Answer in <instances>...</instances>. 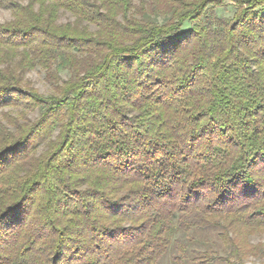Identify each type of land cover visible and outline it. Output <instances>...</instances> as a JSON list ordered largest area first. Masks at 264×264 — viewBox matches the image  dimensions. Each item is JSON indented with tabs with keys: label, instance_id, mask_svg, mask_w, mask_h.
<instances>
[{
	"label": "trees",
	"instance_id": "obj_1",
	"mask_svg": "<svg viewBox=\"0 0 264 264\" xmlns=\"http://www.w3.org/2000/svg\"><path fill=\"white\" fill-rule=\"evenodd\" d=\"M0 4V264H264V0Z\"/></svg>",
	"mask_w": 264,
	"mask_h": 264
},
{
	"label": "rangeland",
	"instance_id": "obj_2",
	"mask_svg": "<svg viewBox=\"0 0 264 264\" xmlns=\"http://www.w3.org/2000/svg\"><path fill=\"white\" fill-rule=\"evenodd\" d=\"M23 3H27L28 0H19ZM235 11V7L233 4L227 3L225 6L218 8L217 13L221 16H231ZM11 19V10L7 8L6 6L0 4V21L4 22ZM69 19H72L69 14H63L61 17V21L65 22ZM27 78L30 79L34 86L39 89L41 93L48 94L51 90L50 85L47 83L45 79V73L40 68L34 69L26 74ZM0 116H2L1 110H0ZM31 116H34V114H31ZM181 237H183L182 234H180ZM259 241H264V234L263 235H257L251 237L252 243H258ZM173 251L171 250L167 256H165L162 260V264H175L172 260ZM248 263L251 264H262V259L260 257L254 258L250 257L248 259Z\"/></svg>",
	"mask_w": 264,
	"mask_h": 264
}]
</instances>
